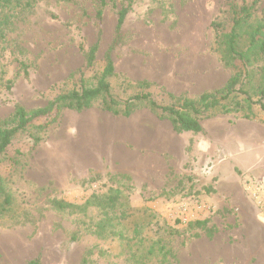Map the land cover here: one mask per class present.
I'll use <instances>...</instances> for the list:
<instances>
[{"label": "rangeland", "instance_id": "rangeland-1", "mask_svg": "<svg viewBox=\"0 0 264 264\" xmlns=\"http://www.w3.org/2000/svg\"><path fill=\"white\" fill-rule=\"evenodd\" d=\"M28 1L30 6L25 5ZM131 2L121 44L112 53L116 74L196 97L204 90L222 88L237 73L221 65L209 48L211 22L229 28L225 0ZM15 3L10 24L0 34V120L13 112L12 104H3L8 99L7 82L15 103L27 110L43 107L76 86L78 77L69 79L71 73L83 72L86 83L93 84L113 37L120 0H106L95 65L88 70L79 46L86 49L98 38L97 0ZM258 10L264 13V0ZM21 62L28 67V81L22 76ZM258 81L255 73L252 83L243 88L253 101L258 97L254 89ZM110 82L116 102L131 96L128 90L123 92L120 78ZM153 91L158 97V90ZM222 104L232 107L230 101ZM221 112L218 106L209 115ZM242 114L248 117L245 120L264 125L258 105ZM56 120L36 145L24 138L9 150L22 156L21 168L10 183L13 210L0 219V264L35 259L39 264H264V209L254 207L243 191L246 181L264 177V158L262 168L253 173L238 171L221 149L204 144L193 156L185 154L184 145L189 139L193 143V136L174 133L169 123L157 121L149 112L115 118L100 102L80 113L65 110ZM7 172L4 163L0 175ZM224 174L236 180V188L233 185L223 202L231 199L233 205H243L244 215L251 218L241 219L244 234L240 236L238 224L229 225L223 216L232 212L237 221L239 212L233 207L221 213L213 200L212 188ZM115 190L118 202L107 212L115 218L98 235L96 225L105 219L104 202ZM87 200L92 204L84 211L69 213L53 207L54 201L81 206ZM200 204L203 208L197 214L193 209ZM122 210L126 217L120 216ZM158 246H165L171 255L162 259Z\"/></svg>", "mask_w": 264, "mask_h": 264}, {"label": "trees", "instance_id": "trees-1", "mask_svg": "<svg viewBox=\"0 0 264 264\" xmlns=\"http://www.w3.org/2000/svg\"><path fill=\"white\" fill-rule=\"evenodd\" d=\"M15 1V4L20 2V0ZM97 2L98 10L95 19L99 24L98 38L93 45L86 49L82 45L79 46V51L84 57L86 70L95 65L101 35L100 26L106 7V0H97ZM259 2L260 0H251L250 2L225 0L230 25L225 30L222 24L211 22L212 41L209 48L216 55L221 65L236 69L237 73L229 77L222 88L204 92L195 98L185 94L176 96L168 93L163 87H158L147 81H132L115 73L112 53L121 44V31L132 6L131 0H120L113 37L103 54L102 70L93 84L86 83L87 80L83 72L71 73L68 76L69 79L74 76L78 77L76 86L60 92L43 107L27 110L15 103L11 83L7 82L5 90L8 99L3 104H12L13 112L6 119L0 120V166L6 163L8 168L5 175H0V219L5 218L13 210L14 197L10 183L21 168V153L18 150H14L12 154L9 153L12 144L28 138L32 141L33 146L36 145L40 141V134L56 123V119L65 110L80 113L91 109L97 102H100L103 110L113 117L129 118L135 113L145 110L153 114L159 121L169 122L176 134L192 135L201 133L200 121L211 116L209 115L210 111L218 106L222 108L221 114L232 113L243 119H248L242 114L243 111L245 109L250 110L251 105L256 104L264 115V13L261 14L258 10ZM25 5L30 6L29 1ZM13 11V0H0V34L3 32V28L9 26V19ZM19 66L23 78L28 81V67L22 62L19 63ZM255 73L259 75L258 85L254 88L258 97L253 101L243 88L252 83ZM118 78L124 85L123 92L128 90L131 95L121 103L116 102L110 93V80ZM154 89L158 90V97H156ZM225 101H230L232 107L229 108L228 104L223 105L222 103ZM243 104L246 108L242 106ZM40 121L43 122L40 123ZM191 148L192 141L189 140L185 145L184 152L188 154ZM114 194L104 202L103 209L106 212L103 213V216L105 219L96 225L99 228L96 232L98 235H102L106 223H108L107 227L110 228L111 222L109 220L111 217L115 218L107 214L116 207V201L118 202L119 191L115 190ZM91 204L88 200L81 206L54 201L53 207L58 211L74 213L84 211ZM120 216H127L125 210L121 211ZM198 223L195 221L193 224ZM111 233L123 237L121 233ZM152 252L154 249H150L148 254H152ZM157 252L162 259L171 255L165 246H158ZM27 264H39V261L37 259L31 260Z\"/></svg>", "mask_w": 264, "mask_h": 264}, {"label": "crops", "instance_id": "crops-1", "mask_svg": "<svg viewBox=\"0 0 264 264\" xmlns=\"http://www.w3.org/2000/svg\"><path fill=\"white\" fill-rule=\"evenodd\" d=\"M140 81H147V80H140ZM147 82L155 84L158 87H163L168 93L173 94L172 92L168 91L164 86L158 85L150 81ZM207 91H212V90H204L198 95ZM181 94H185L189 96L187 93H179L177 95H181ZM198 95H196V97ZM141 112H148V111L143 110L135 113L134 115ZM153 117L157 121H159L154 115ZM115 118H121V117H115ZM160 122H167V121H160ZM200 126H201V133L197 135L189 134L194 137V140L192 143L191 151L188 154L193 156L196 151V148H198L197 146H200V144H204L206 147L211 146L214 149H221V152L223 153V155H225L224 159L227 162H232L234 164L236 163V167L238 171L241 170L242 172H244L246 170V172L255 173L262 168L261 161L264 158V125H262L258 121L245 120L233 114L232 115L215 114L209 116L206 119L201 120ZM171 130L173 131L172 126H171ZM201 147L202 146H200V148ZM244 154H247L246 167L244 165L245 160L243 159ZM228 176H229L228 174L222 175L219 181L217 182V184L213 186L212 189L216 191L213 194V200H215L217 204V208L221 210L220 211L221 213L225 212L224 209H228L230 211V209H232L233 207L236 208L235 210L239 212L237 216L238 217L237 221L233 220L232 212L231 213L226 212L223 214V216L225 217V220L229 225L230 224L234 225L235 223L238 224L239 231L236 234L240 236L241 234H244L241 219L243 218L251 219V218L248 215H244L246 214V211L243 210L244 209L243 205L241 204L233 205L231 199L228 201L229 204L228 203L225 204V202H223L231 194L233 185H235L236 188V180L233 179L232 181V177H228ZM214 190L212 191L214 192ZM226 206L228 207L224 208Z\"/></svg>", "mask_w": 264, "mask_h": 264}, {"label": "built area", "instance_id": "built-area-1", "mask_svg": "<svg viewBox=\"0 0 264 264\" xmlns=\"http://www.w3.org/2000/svg\"><path fill=\"white\" fill-rule=\"evenodd\" d=\"M243 191L249 202L256 208L258 209H264V177H262L260 180L256 179H249L248 181L245 182V185L243 187ZM184 211H183V217L184 220H186L185 215H187L185 212L187 211L188 203L185 201L184 204ZM203 206L200 204V206H197L193 210L196 209L195 213H200V209H202ZM198 210V211H197ZM183 220V221H184Z\"/></svg>", "mask_w": 264, "mask_h": 264}]
</instances>
